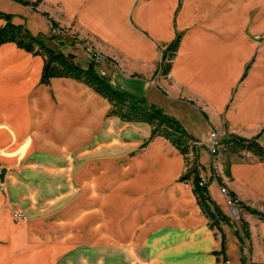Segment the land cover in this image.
I'll return each mask as SVG.
<instances>
[{"label":"crops","instance_id":"obj_1","mask_svg":"<svg viewBox=\"0 0 264 264\" xmlns=\"http://www.w3.org/2000/svg\"><path fill=\"white\" fill-rule=\"evenodd\" d=\"M0 11L82 65L96 55L112 87L176 118L202 144L199 175L224 214L220 186L264 212V160L246 153L226 169L217 156L214 173L206 146L216 132L219 141L257 136L264 148V0H39L35 8L0 0ZM51 20L66 35H55ZM177 35L164 74L162 55ZM42 65L40 55L0 44V264L24 263L22 255L13 259L11 245L26 230L1 191L28 159L67 165L79 189L88 190V206L100 207V239L123 256L118 264H126L124 256L127 264H230L233 243L241 264L237 229L221 221L211 227L191 183L179 180L184 156L164 137L149 139L147 123L109 115V102L84 83H41ZM241 214L247 264H264V222Z\"/></svg>","mask_w":264,"mask_h":264},{"label":"rangeland","instance_id":"obj_2","mask_svg":"<svg viewBox=\"0 0 264 264\" xmlns=\"http://www.w3.org/2000/svg\"><path fill=\"white\" fill-rule=\"evenodd\" d=\"M60 161L66 163L65 160ZM52 163V159H28L23 163V168L20 169L18 165L14 169L18 172L8 183V190L1 191L12 201L13 210L16 211L15 220L23 224L26 230V235L23 233L21 236L22 241L14 239L11 245L13 259L24 256V263L15 264H26V254L30 264H118L123 256L117 255L115 248L108 249L100 239V207L88 206V190L79 189V181L68 173L67 165L59 169ZM215 166L216 160L211 161L214 173ZM61 171L63 173H59ZM82 178L87 179L88 175ZM70 186L77 188L69 189ZM226 212L236 231L242 235L241 211H236L234 215L228 206ZM2 244L0 241V246ZM241 244V264H247V245L244 241ZM39 247L43 249L41 255H33V249ZM16 248H21L18 253L15 252ZM239 253V245L233 243L229 247L230 264L237 263ZM124 257L127 264L128 256ZM221 264L229 262L223 258Z\"/></svg>","mask_w":264,"mask_h":264},{"label":"trees","instance_id":"obj_3","mask_svg":"<svg viewBox=\"0 0 264 264\" xmlns=\"http://www.w3.org/2000/svg\"><path fill=\"white\" fill-rule=\"evenodd\" d=\"M15 1L24 5H31L33 8L39 2V0ZM0 20L4 21L0 26V44L12 42L26 52L42 57L41 83L47 84L51 78L58 77L72 78L82 82L109 102V115H116L126 121L145 122L150 126L149 139L155 136L167 139L184 156L185 170L179 180L191 183L196 202L208 219L209 225L219 227L220 221L230 224L228 216L210 198L207 184H200L202 178L199 175L198 147L193 144L196 140L192 138L176 118L142 97L132 96L112 87L106 77L99 73L95 61L88 60L84 65L80 64L72 53L62 52L48 46L42 37L33 35L25 25L13 23L9 14L0 11ZM51 23L53 27H57L53 20H51ZM179 39L180 36L177 35L163 52L161 71L164 74L170 68V61L177 50ZM246 153L255 156L259 160H264V148L258 142V137L244 138L228 134L219 141L214 159L216 160V157L220 156L224 167L227 169L231 159L235 157L242 158ZM216 179L220 182L219 178ZM229 195L233 200H236L235 206L238 211H246L264 222V212L242 204L231 192H229ZM240 218L242 235H239L237 231L235 233L239 242L242 243L243 239L248 238L249 232L247 223L242 217Z\"/></svg>","mask_w":264,"mask_h":264},{"label":"built area","instance_id":"obj_4","mask_svg":"<svg viewBox=\"0 0 264 264\" xmlns=\"http://www.w3.org/2000/svg\"><path fill=\"white\" fill-rule=\"evenodd\" d=\"M52 31H53V33L55 35L56 34H61L63 32L58 27H53L52 28ZM88 60H93V61L96 62L98 60V58H97L96 55L90 54ZM193 144L196 147H198V146H200L201 143L198 142V141H195ZM206 145H207V149H208L210 155L212 156V162H215L214 154L216 153V150L219 147V140H218V136H217L216 132H211L209 134L208 139H207V142H206ZM202 183H205L204 179H201L200 184H202ZM219 191L225 197V199H226L225 201H226L227 205L231 208L232 213L235 215L236 214V211H238L237 208H236V206H235L236 200H233L230 197L229 192L223 186H220Z\"/></svg>","mask_w":264,"mask_h":264}]
</instances>
